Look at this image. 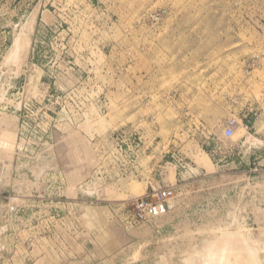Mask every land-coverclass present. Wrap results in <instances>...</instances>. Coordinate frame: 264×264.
I'll return each instance as SVG.
<instances>
[{
	"label": "rangeland",
	"instance_id": "obj_1",
	"mask_svg": "<svg viewBox=\"0 0 264 264\" xmlns=\"http://www.w3.org/2000/svg\"><path fill=\"white\" fill-rule=\"evenodd\" d=\"M0 264H264V0H0Z\"/></svg>",
	"mask_w": 264,
	"mask_h": 264
},
{
	"label": "built area",
	"instance_id": "obj_2",
	"mask_svg": "<svg viewBox=\"0 0 264 264\" xmlns=\"http://www.w3.org/2000/svg\"><path fill=\"white\" fill-rule=\"evenodd\" d=\"M174 195L172 188H162L158 191H153L145 198L138 199L133 203L134 217L139 222H146L151 218H156L159 215L158 205L167 203L168 199H171ZM156 199L157 201H153Z\"/></svg>",
	"mask_w": 264,
	"mask_h": 264
}]
</instances>
